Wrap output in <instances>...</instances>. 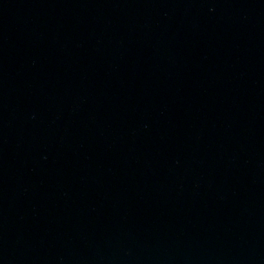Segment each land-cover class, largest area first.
<instances>
[{
  "label": "water",
  "instance_id": "95a60500",
  "mask_svg": "<svg viewBox=\"0 0 264 264\" xmlns=\"http://www.w3.org/2000/svg\"><path fill=\"white\" fill-rule=\"evenodd\" d=\"M0 264H264V0H0Z\"/></svg>",
  "mask_w": 264,
  "mask_h": 264
}]
</instances>
